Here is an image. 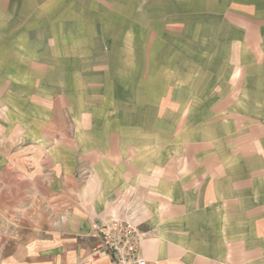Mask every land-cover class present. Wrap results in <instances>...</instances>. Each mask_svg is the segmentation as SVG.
Masks as SVG:
<instances>
[{"label":"crops","instance_id":"1","mask_svg":"<svg viewBox=\"0 0 264 264\" xmlns=\"http://www.w3.org/2000/svg\"><path fill=\"white\" fill-rule=\"evenodd\" d=\"M52 1L0 0V264H111L113 216L147 264H264V0H121L152 64L113 109L62 71L89 14Z\"/></svg>","mask_w":264,"mask_h":264},{"label":"rangeland","instance_id":"2","mask_svg":"<svg viewBox=\"0 0 264 264\" xmlns=\"http://www.w3.org/2000/svg\"><path fill=\"white\" fill-rule=\"evenodd\" d=\"M63 1L64 9H67L66 12L70 14L79 11L82 16L88 13L89 15L86 16H89V19L85 23L80 15L77 22L68 21L69 24H73V26L75 24L76 26H74L73 32L74 36L77 37L73 36L72 38L80 47L79 50H76V47L74 50H65L64 60L61 63L64 66L62 71L76 75V78L80 80L83 78L85 81L83 89L87 92L90 89L93 92V89H95L98 92L97 96L104 93L107 95H118L122 101L110 102L112 109L121 103H132L134 100L132 95L136 92L135 76L140 71H135L136 62H142L143 77L146 68L152 64V53H146L145 51L150 46L151 41L147 35L136 30L134 21L129 16L132 14L133 17L134 5L125 4L121 0H79L80 8L78 9L80 10L71 11V2L73 1ZM46 2L54 4L52 0H46ZM83 2L85 4L82 6ZM50 4H46V7H48L46 16L53 18L56 13L54 5ZM88 4L89 8L86 6ZM32 7L35 11L40 12L38 9L41 6L32 4ZM126 12H128V15H126ZM63 16L65 17V15ZM84 19L86 21V17ZM92 38H94L93 41H91ZM47 40L50 43L52 37H48ZM70 40L72 39L66 38L61 41L65 46L67 42L70 44ZM175 44L177 45V42L174 43L173 46L175 47L172 48L181 49L178 48L180 46ZM151 46L153 47L152 44ZM241 75L239 73L238 77H242ZM138 76L139 74H137ZM110 81L111 83H108ZM93 102V104H97V102ZM2 219L0 231L5 234L6 224L4 222L6 223V218L2 217Z\"/></svg>","mask_w":264,"mask_h":264},{"label":"built area","instance_id":"3","mask_svg":"<svg viewBox=\"0 0 264 264\" xmlns=\"http://www.w3.org/2000/svg\"><path fill=\"white\" fill-rule=\"evenodd\" d=\"M99 243L94 250L98 259L111 264H147L142 256L144 233L141 227L118 216L104 220L96 227Z\"/></svg>","mask_w":264,"mask_h":264}]
</instances>
